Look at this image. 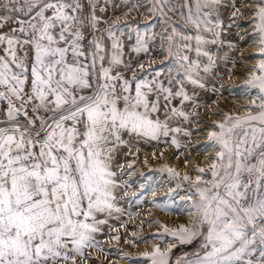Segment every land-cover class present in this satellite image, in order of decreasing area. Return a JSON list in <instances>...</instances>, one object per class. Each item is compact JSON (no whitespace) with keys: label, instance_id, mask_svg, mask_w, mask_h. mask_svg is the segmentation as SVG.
I'll list each match as a JSON object with an SVG mask.
<instances>
[{"label":"snow or ice","instance_id":"1","mask_svg":"<svg viewBox=\"0 0 264 264\" xmlns=\"http://www.w3.org/2000/svg\"><path fill=\"white\" fill-rule=\"evenodd\" d=\"M109 3L91 0L85 13L82 0H0V264H112L111 246L105 249L98 237L108 225L107 240L119 245L122 239L108 220L125 212L116 190L129 185L118 174L135 170V160L127 166L132 171L123 164L113 170L117 149L129 145L125 134L136 143L170 142L191 151L190 142L168 138L192 132L169 121L195 116L197 125L206 123L196 111L201 104L192 112L170 105L176 97L194 100L184 81L205 87L201 72L213 67L206 46L221 43L222 22L214 15L223 0H124L126 11L111 23L97 15ZM249 3L258 59L240 86L250 97L237 105L243 114L221 111L207 124L205 143L195 150L210 163H193L194 176L167 165L157 169L175 187L152 203L164 212L178 210L188 223L171 228L148 221L158 228L152 238L200 241L176 264H264V0ZM237 13L243 14L235 9L233 17ZM139 16L158 30L141 32ZM155 55L169 66L155 67ZM176 195L179 205L169 203ZM173 247L155 244L140 255L146 264H169Z\"/></svg>","mask_w":264,"mask_h":264},{"label":"rangeland","instance_id":"2","mask_svg":"<svg viewBox=\"0 0 264 264\" xmlns=\"http://www.w3.org/2000/svg\"><path fill=\"white\" fill-rule=\"evenodd\" d=\"M245 1L248 4V7H246V8L242 7L241 3L238 0H235V8L233 9V11L235 9H240V12L243 14L241 15L240 13H237V15L235 17H233V15L231 14L230 17H228V19H226V21H225V25H224V29H223L225 42L228 45V47H229V44L233 45V47H229L230 56H231L230 65L220 75V77L222 75L230 74L231 72L234 71L236 65L239 63V58L237 56L236 50L238 49V47H240L243 44V41L241 40V36L247 32L252 33V25L249 21V17L251 16V8L250 7H252V5L249 3V0H245ZM233 11H232V13H233ZM244 14H248V15L243 17ZM250 36H252V35H250ZM248 74L246 73V77ZM245 78H243L239 83H236L235 85L233 83L228 84L227 85L228 87L233 85V87L229 93H227V91H225V87H223V89H221V87L219 86L221 78L218 79L216 84L207 92L206 96L203 98H199L197 101L193 102L192 106L189 110V112L193 111L194 103L201 104L202 107L197 108L196 111L199 113V119L205 121L206 125L204 127L197 128V123H196L197 118L195 116L190 118L191 122H186V121L182 120L180 127L183 130L191 131L192 135H191V137H186L183 135V132H181V133H178V135H176V138L178 140H180L182 144L190 142V144L193 146L195 143L194 139L197 135L206 137L207 124H210L213 120L220 119V117H215L214 115L220 116L219 113L221 111H228L230 113H237V112L243 113V111H239V110L231 112L230 105L228 103H224V105H222V107L219 110H217L215 112V114L212 115L209 111H207V109L205 108V105L207 103L213 101L221 93H225L227 96L231 97L232 102H234L237 99L241 103V99H242V100H245L244 104H247L250 97L246 96L245 94H244V96L241 95V93H243V90L240 87L243 84V81ZM213 88L218 89V91L214 92L212 90ZM207 112H208V114H207ZM168 139L170 141L171 138H168ZM166 144L172 145L170 142L169 143L161 142V143H156L154 145H130L129 144L128 146H136V147H134L135 151L130 150L132 153L129 151L128 154H124L122 156V158H125L126 160H128L130 158H131V160H133V159L135 160V163L133 165V168L135 170L132 171L130 169L124 168L126 173L129 171H132V174H131L129 181L126 180L127 175H124L121 178L118 174L117 180H120L121 184L123 183V181H127L128 185H129L128 187L121 186L116 190L117 198H118V200L120 199L119 201H117V203L120 205H123V209H125V212L122 214H116L115 213L114 217L118 216V219L117 218H110L108 220L109 225H112V226L119 229V235L122 238L121 242L119 243V245H117V243L115 241H111L110 244L107 243L108 242L107 234L109 231L108 225L104 226V233L105 234L102 235L104 237L103 238L101 236L98 237V239L101 241L102 246L105 249H108L109 246H111V248H112V254L108 257V260L110 258H112L113 260H117L122 255V253H127L128 256L131 257V261L134 264L146 263L145 258L142 257L140 254L143 253L144 251H151V249L146 247V248H141L138 251H134V248H136V246H138L141 242H143V239L145 237H148V242H150V241L154 242V240H157L156 244H159L161 249H166L168 244L171 242H174V243H171L174 246H176L180 243V242L179 243L177 242V241H179L178 239L171 237V236H167V235H165L163 237V239L152 238V233H156L158 231V228H157L156 224L149 225V223H148V221H151V220H160L162 223L166 224L168 227H171V228H175V227L179 226L180 224H186L184 222L185 217H183V216H185V215L183 213L179 212L176 209H173L171 212H166V213L172 215V218L170 220H168L167 218L160 217V214L158 213V211H160V210L157 209L154 206V204L152 203L153 199H155L156 201H162L165 197V194L168 191V188L169 187H175V180L171 179L166 171L161 172V171H157V169H161L164 167V165H167L168 167L176 169L179 172H180V170L178 167H172L169 160H163V161H161L162 163L159 161H155V162L149 163V165L144 166V163H143V160L141 157V150H143V149L150 150L153 147H160V146H163ZM203 144H201V145H203ZM172 146H173V149L176 150L175 152H177L178 155H180L183 159L185 156H188L190 158L191 152L189 151V149L182 147L178 150L174 145H172ZM193 148L195 150V147H193ZM137 149H139L138 152H137ZM181 153H183V155H181ZM192 163L200 164V162H198L197 160H194ZM141 173H143V175H141ZM180 174L183 175L181 172H180ZM154 189L156 190L155 197H153V194H152ZM125 193H127V195H125ZM182 194L183 193H180V195H182ZM178 196L179 195L172 197V199L169 201V203H175V204L179 205L180 201H179V199H177ZM136 198H141L139 203L136 202ZM129 210L132 213H139V215L129 216L128 215ZM144 213H150V215L147 216ZM131 217H136L138 219H141V221L143 220L145 222L143 224L138 223L137 221L131 219ZM121 224H124L125 227L121 228L120 227ZM133 232L137 233V235L135 237L132 235ZM113 234H115V233H113ZM124 238H127L129 240H134L135 243L134 244H129V243L124 244L122 242ZM161 243L162 244L165 243L167 246L163 247ZM117 248L120 250L119 252L116 251ZM194 251H195V249L183 248L182 250H180V254H179L180 258L183 257L185 254H189V253H192ZM91 255L93 257H99L100 261L104 260L103 254L98 252V251H93L91 253ZM91 264H97V261L94 259L91 262Z\"/></svg>","mask_w":264,"mask_h":264},{"label":"crops","instance_id":"3","mask_svg":"<svg viewBox=\"0 0 264 264\" xmlns=\"http://www.w3.org/2000/svg\"><path fill=\"white\" fill-rule=\"evenodd\" d=\"M82 3L84 4V11L85 13H88L91 9L89 7L91 0H82ZM235 5V0H223V5L217 10V13L214 15V19H219L222 22V30H221V36L220 40L221 43L218 44H211L207 45L206 49L210 52V54L213 56V67L209 73H203L201 72V76L203 77L202 82L204 83L205 87L200 88L198 86H193L191 83L184 81L183 87L184 90L187 92V94L190 97H194V100L190 101H184L181 103L182 98L181 97H176L171 101V107H176L178 109H183L186 112H189L192 103L197 101L199 98H203L206 96L207 92L216 84L218 79H220V75L227 69V67L230 65V50L228 45L225 42V37L223 34V29L225 25L226 19L230 17L233 11V6ZM117 5L119 7H117ZM100 6H104V0H100ZM107 10L106 12H100L99 7L97 8V15L102 16L104 19L107 20L108 23H111L116 16L121 15L124 11H126V5L124 4V0H110V3L106 6ZM135 15V13H134ZM131 19V17L129 18ZM137 19L140 21V30L141 32H151L153 29L158 30V25L152 22L145 23L144 22V17L139 16ZM106 24H101V28L106 27ZM127 43V41H126ZM127 52V48L125 49ZM142 61L148 60V57L146 56H141L139 58ZM163 60L162 55H155V67L157 68H167L169 65L167 63L162 64L161 61ZM201 62L202 64H207L208 60L207 57H201ZM133 64H135V59L133 60ZM137 74L139 75V70L137 71ZM126 75H131V70H129ZM165 84H167V81H165ZM179 85L173 84V91L178 90ZM161 104H163V100H161ZM243 114V113H241ZM160 118L164 119V110L163 108L161 109L160 112ZM183 118L176 117L172 120L169 121L171 127H180L181 122ZM173 135H178L177 133H170L169 138H171ZM125 140L129 141L130 145H154L157 142L156 141H148L145 142L141 140L139 143H136L134 140H130V138L125 134L124 136ZM163 139V138H162ZM136 146H120L114 156L113 160V170H117V166L124 164V161L126 160L125 158H122L124 154H128L131 148H134ZM120 181V180H118ZM120 200V199H119ZM117 198V201H119ZM118 204V203H117ZM119 207L123 208V205L118 204ZM115 214V213H114ZM103 218V217H102ZM102 238L104 236H101ZM179 243V241H177ZM199 239H194L191 243H185L181 244L179 243L178 245L174 246L172 248V252L170 254V259H169V264H176V261L178 258H180V250L183 248L187 249H197L199 247ZM191 254V253H189Z\"/></svg>","mask_w":264,"mask_h":264},{"label":"bare ground","instance_id":"4","mask_svg":"<svg viewBox=\"0 0 264 264\" xmlns=\"http://www.w3.org/2000/svg\"><path fill=\"white\" fill-rule=\"evenodd\" d=\"M238 1L241 3L242 7H245V8L248 7V4L246 3L245 0H238ZM247 15L248 14H244L243 17H245ZM250 35H251V32H247L241 36V40L243 41V44L240 47H238V49L236 50L237 56L239 58V63L236 65L234 71L231 72L230 74L223 75L220 79V85L219 86L223 85V87H225V91H227V93H229L233 87V85L230 87H228L227 85L230 83H233L235 85L236 83H239L243 78H245L246 73L248 74L251 72L252 68L255 66L256 61L258 59V57L255 56V54L258 52L256 39H254ZM241 95L244 96V92L241 93ZM231 99L232 98L227 96L225 93H221L220 95H218L213 100V101H216V103H213V101H211L205 105V108L207 109V111H209L212 114L213 112L215 113L217 110H219L222 107V105H224V103H228L230 105L231 112H234L236 110L243 111V108L237 107V105H241V106L246 105V104H244L245 100L241 99V103H240V101L237 100L236 98H235L236 100L234 102H232ZM207 114H208V112H207ZM214 116L220 117L218 115H214ZM205 125L206 124L197 125V128L204 127ZM194 142L195 143H194L193 147L199 146V145L205 143V136H198L197 135L194 139ZM130 150L135 151V148L134 149L131 148ZM175 151L176 150L173 149L172 145L166 144V145H163L160 147H153L150 150H147V149L141 150V157H142L143 163H144V160L147 159V164H144V166L149 165V163L155 162V161L161 162L163 160H169L171 166L172 167H178L182 174H184L185 172H189L193 176L195 175L194 172H192V164H193L192 162L194 160H197L198 162H200L201 166H205V165L210 163V160L205 159V154L203 152L198 153L193 148L191 151L189 150L191 152L190 158L188 157L190 160V163L186 167L185 163H184V159L180 155H178V153ZM153 152H155V154H156L155 157H153V155H152ZM161 153H163V155H161ZM210 154L214 155V153H210ZM133 160H131V158L128 160H125L124 164H123L124 168L128 169V167H127L128 163L132 162ZM130 177L131 176L127 175L126 180L129 181ZM177 199H179V196ZM158 213L160 214V217L167 218L168 220H170L172 218L171 214H168V213L163 212L161 210L158 211ZM144 214L147 216L150 215V213H144ZM183 217H185L184 222L187 224L188 223V217L186 215ZM131 219L137 221L138 223H141V219H138L136 217H131ZM122 242L124 243V239ZM107 243L110 244L111 241H108ZM156 243H157V240H154V242L150 241L147 243L141 242L138 246H136V248H134V251H138L139 249L146 248V247L152 249V246ZM171 243H174V242H171ZM124 244H126V243H124ZM162 246L166 247L167 245L164 243V244H162ZM109 261H112V264H134L131 260L125 259L122 255L117 260H113L112 258H110ZM144 264H146V263H144Z\"/></svg>","mask_w":264,"mask_h":264}]
</instances>
